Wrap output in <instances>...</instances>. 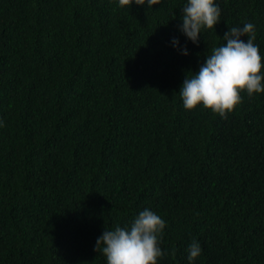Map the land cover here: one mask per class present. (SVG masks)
Masks as SVG:
<instances>
[{
    "label": "trees",
    "instance_id": "16d2710c",
    "mask_svg": "<svg viewBox=\"0 0 264 264\" xmlns=\"http://www.w3.org/2000/svg\"><path fill=\"white\" fill-rule=\"evenodd\" d=\"M186 3L0 0V264H107L97 238L146 208L157 264H264V92L226 119L179 94L229 28L264 64V0H215L196 44Z\"/></svg>",
    "mask_w": 264,
    "mask_h": 264
},
{
    "label": "clouds",
    "instance_id": "9594fccd",
    "mask_svg": "<svg viewBox=\"0 0 264 264\" xmlns=\"http://www.w3.org/2000/svg\"><path fill=\"white\" fill-rule=\"evenodd\" d=\"M148 8L161 4L162 0H119L121 7L129 8L132 3ZM180 31L193 44L198 43L202 29H214L221 20V9L215 0H187L181 9ZM247 36V41L240 39ZM255 26L251 22L242 27L229 28L224 33L222 46L212 49L206 60L191 77L185 76L179 90L183 106L192 110L197 105L210 109L227 118V114L242 102L241 92L248 96L264 92V64L258 45L254 43ZM179 41L172 39L173 47ZM182 55H188L186 46ZM2 126V122H0ZM166 222L149 209H144L127 227L105 230L97 238L94 251L106 257L107 264H157L166 255L160 248V239ZM187 259L191 262L201 254V246L193 241L188 249Z\"/></svg>",
    "mask_w": 264,
    "mask_h": 264
}]
</instances>
